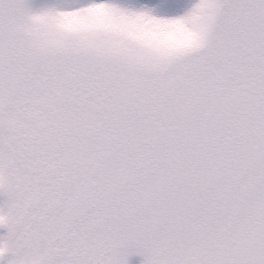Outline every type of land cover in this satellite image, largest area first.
I'll return each instance as SVG.
<instances>
[{"label":"snow or ice","instance_id":"6c2138e0","mask_svg":"<svg viewBox=\"0 0 264 264\" xmlns=\"http://www.w3.org/2000/svg\"><path fill=\"white\" fill-rule=\"evenodd\" d=\"M264 264V0H0V264Z\"/></svg>","mask_w":264,"mask_h":264},{"label":"rangeland","instance_id":"374dc122","mask_svg":"<svg viewBox=\"0 0 264 264\" xmlns=\"http://www.w3.org/2000/svg\"><path fill=\"white\" fill-rule=\"evenodd\" d=\"M141 257H133L131 259V264H140Z\"/></svg>","mask_w":264,"mask_h":264}]
</instances>
